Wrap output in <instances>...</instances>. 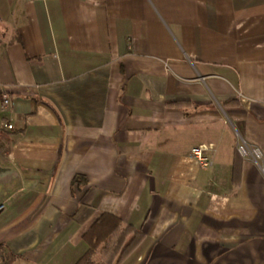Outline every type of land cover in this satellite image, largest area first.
Here are the masks:
<instances>
[{
  "label": "crops",
  "instance_id": "crops-1",
  "mask_svg": "<svg viewBox=\"0 0 264 264\" xmlns=\"http://www.w3.org/2000/svg\"><path fill=\"white\" fill-rule=\"evenodd\" d=\"M0 201V264H77L104 213L121 264H264V0H0Z\"/></svg>",
  "mask_w": 264,
  "mask_h": 264
},
{
  "label": "trees",
  "instance_id": "trees-1",
  "mask_svg": "<svg viewBox=\"0 0 264 264\" xmlns=\"http://www.w3.org/2000/svg\"><path fill=\"white\" fill-rule=\"evenodd\" d=\"M170 104L181 105L183 102L175 101ZM85 239L89 249L77 264H95L93 257L101 245L102 259L108 264H121L142 243L145 233L133 225H124L112 214L104 213L85 234Z\"/></svg>",
  "mask_w": 264,
  "mask_h": 264
},
{
  "label": "built area",
  "instance_id": "built-area-1",
  "mask_svg": "<svg viewBox=\"0 0 264 264\" xmlns=\"http://www.w3.org/2000/svg\"><path fill=\"white\" fill-rule=\"evenodd\" d=\"M2 101L3 108L7 107L10 103L9 97L6 94L3 95ZM5 127L13 129L14 125L12 123H6ZM237 151L242 157L253 158L255 161H259L262 158V152L258 147L250 145L241 139L237 143ZM192 154L201 165L205 166L212 163L211 158L207 155V149L203 146L193 147ZM5 205L4 201H0V212L4 210Z\"/></svg>",
  "mask_w": 264,
  "mask_h": 264
},
{
  "label": "rangeland",
  "instance_id": "rangeland-1",
  "mask_svg": "<svg viewBox=\"0 0 264 264\" xmlns=\"http://www.w3.org/2000/svg\"><path fill=\"white\" fill-rule=\"evenodd\" d=\"M99 250H102V245L98 248V252H99ZM101 253V252H100Z\"/></svg>",
  "mask_w": 264,
  "mask_h": 264
}]
</instances>
